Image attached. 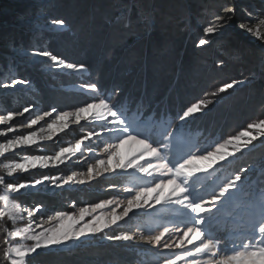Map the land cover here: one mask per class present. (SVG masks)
I'll return each mask as SVG.
<instances>
[{"label":"snow or ice","instance_id":"1","mask_svg":"<svg viewBox=\"0 0 264 264\" xmlns=\"http://www.w3.org/2000/svg\"><path fill=\"white\" fill-rule=\"evenodd\" d=\"M238 14L242 20L255 23L242 22L237 27L264 42V0L259 9L226 0L202 28L203 35L196 46L203 48L214 43L213 38L223 35ZM142 23L148 27L153 21L145 16ZM124 26L130 29L132 21L125 20ZM39 27L34 22L30 24V38H36L34 29ZM43 27L57 33L70 30L64 18L47 20ZM16 54L27 57L40 66L38 70L50 76L70 71L79 77L89 70V65L69 62L44 47L21 48ZM223 64L219 60L217 67L222 68ZM240 83L232 80L206 91L204 98L186 105L171 119L167 109L154 104L147 93L132 96L122 87L103 89L96 82L80 84L81 91L91 99L72 110L52 107L34 112L38 105L32 103L20 111L0 114V125L7 126L0 130V137L14 134L0 142V157L17 149L38 148L43 141H54L70 123L80 125L83 121L92 125V130L52 154L24 155L20 162L0 165L6 173L0 175V220L5 222L0 264H29L31 258L42 252L58 251L95 238L149 245L160 252L159 264H264V177L254 189L252 178L247 175L252 171L250 167H240L231 173L222 171L223 162L230 164V158L237 153L250 151L254 141L264 143V119L249 123L238 135L204 149L192 143L187 127L190 118L206 114L222 98L220 94L230 93ZM30 84L25 78L0 80V90ZM122 95L125 101L116 99ZM26 113L29 115L25 116ZM17 117L24 120L14 124ZM46 117L51 118L50 122ZM24 127L31 130L16 134L18 128ZM94 137L100 142L97 146L102 145L101 153L92 147ZM125 145L129 146L126 155L122 152ZM86 153H92L94 160L87 164L86 172L44 174L19 183L11 180L14 174L30 169H58L69 161L79 163L87 159ZM130 170L140 174V183L123 189L127 193L125 201L115 197L105 199L80 207L78 212L56 211L47 215L46 220L43 205L23 207L17 202L38 186L83 185L105 174ZM104 209L108 211H99ZM133 217L140 219L132 231L119 230L121 223L127 224ZM221 221L242 233L233 241L230 252L222 250L223 238L217 235ZM20 222L25 225L18 227Z\"/></svg>","mask_w":264,"mask_h":264},{"label":"rangeland","instance_id":"2","mask_svg":"<svg viewBox=\"0 0 264 264\" xmlns=\"http://www.w3.org/2000/svg\"><path fill=\"white\" fill-rule=\"evenodd\" d=\"M45 1L46 0H0V34L5 37L2 38L0 36V80L7 81L13 78H25L31 81L29 87H22L20 85H17L16 89L14 90H0V114H4L7 111H20L24 106L32 103L38 105V109L33 110L34 112L37 110L47 111L52 107H56L61 111L72 110L78 106L83 105L91 99V97L84 94L80 88V84L83 82H94L90 69L87 73L80 74L79 77L70 71L50 76L47 72L38 70L40 66L32 63L27 57L18 56L16 54L18 49L31 48L33 46L44 47L52 51L54 54L65 57L69 62H82L86 64L87 62H84L83 60L69 57L68 54L63 53V50H57V47L53 46V44L51 46L49 43H47V40H51L49 42L52 43V35L59 34L60 36H66V34H68V31L75 27L74 32L76 31L79 37L81 33L84 34L83 38H81L83 44L87 43L86 41H90L92 43L93 52L98 54L100 52L105 53L101 48L102 46L104 47V45L106 44V40L109 39L106 37V34L109 31L111 33L110 38H117L119 34H121L120 32L123 27L118 29V27L115 28V26H111L107 29L101 30L100 20L96 19L97 22L94 21L93 24V19H89L92 15L90 11L85 10V6H81L79 3H77V5L76 3H69L68 0H57L56 6H58V11H56L55 8L48 7L51 3L48 4L47 7L43 8L44 12L43 9L40 10L37 8L34 10L30 8L34 3H43ZM128 1L133 2V0ZM198 1L201 0H196L194 4L197 5ZM216 1L218 0H214V2ZM219 1L220 2L217 6V9L215 11L213 10L212 14H210L211 12H208L209 16L207 18L205 17L206 21L202 23L201 20L197 19L194 26L195 28H193L194 34L192 35V40L189 43V48H192L190 51H188L189 55L194 57V61L192 63H195L196 66L197 64H199L200 66L205 65L202 60L203 53H205V51H207L209 48L213 49L212 46L214 45L217 48H220L223 43L226 44V42L230 39V35L226 34L225 30L223 35L213 38L215 41L214 43L206 45L204 46V48H196L197 41L203 35L202 28L206 26L208 21L218 11L220 6L226 2V0ZM232 2L240 6L251 5L254 9H259L262 4V0H232ZM15 5H19V7L22 9L19 10V8H16ZM117 6L120 7L118 11L123 10L124 12L128 11L130 7L129 4L127 6L124 1H120ZM77 7H81V11L78 10L75 12H84L82 16H76L75 12H73L74 8ZM124 12H120V15H124ZM45 13H47L46 16L43 15ZM21 17H23V19H21ZM73 17L75 18L73 23H71L69 20ZM181 17L182 18L180 20L182 21L185 16ZM53 18H64L65 20H67L70 25V30L58 33L47 31V29L43 27V25L47 20ZM118 18L119 15L115 20H117ZM33 22L40 26L38 29H34V31H36V38H30L29 26ZM242 22L255 23V21L242 20L238 14L237 18H235L234 23H232L229 27L238 28L237 25ZM162 25L161 27H166L167 29L169 28V25H167L166 22ZM243 33L246 38L247 45H249V50L247 51H250L252 49L254 51V49L256 50L258 47H260V49L264 51V42L250 34H247L245 32ZM70 34L69 37L74 38L72 33ZM44 39L47 40L43 42ZM228 46L229 45L227 44L226 47ZM159 48L160 47L158 43L149 46L151 60L153 61L151 63L152 65H154V62L157 63V59H154V57L158 58V60H160L159 58H162V52L166 47L161 49ZM228 48L232 50L234 49V47L231 46H229ZM142 50H144L143 47L141 51ZM241 50L244 53L246 52L245 47H242ZM138 51H140V49ZM233 54H235V52H230L229 55L226 51L223 50L220 55L224 58L220 57L213 60V62L215 61V68L217 67L218 60H223V68L220 67L217 70H213L212 63L206 70L204 69L206 66L201 67V70H199V77L200 75L201 77L197 79V82L195 84L201 86L202 83L200 82V80L204 78L205 82L209 83V86L212 85V88L208 89L207 91L215 90L218 86H222L224 83H226L224 82V79L221 78V69H223V71H226V68H228L227 70L230 71H227V73L229 72L234 73L235 75H239L231 78L230 76L232 74L230 75L228 73L227 75L229 76L227 77L229 78V82H231L232 80H238L243 83L244 81H247V79L254 78V74L249 75L251 71H247L249 70L248 65H250L251 67V64L249 63L251 61L248 57V54L245 58L241 59V61L238 62H235L231 59V56ZM230 64H232V66H230ZM262 64H264V56ZM262 73L263 75L257 77H260V82H256L257 80H255L250 85L238 90L237 93H234V98H232L233 93L231 95L230 93L231 91L238 89V86L241 83L236 88L230 90V93L220 94L222 98L219 99H229L226 106H220L221 109L219 108V112L221 114V124H225L228 121V126L230 127V130L228 132L225 130L226 134H224V138L238 135L241 131L245 130L247 124L256 122L260 119H264V69H262ZM215 77H217L218 80L213 79ZM191 81H189V84L191 83ZM215 81H219V83L214 84ZM198 89L199 88H195V92ZM205 92L206 88L201 91L199 98H204ZM75 95H77L80 99L75 98ZM194 98L193 102L197 100ZM219 101L220 100H218V102ZM212 106L213 105H211L210 107ZM28 115V113L25 114V116ZM54 116L55 113H53V117ZM50 119L51 118L49 117L45 118V120L49 122ZM22 120H24V117H17L16 120L13 121V123L18 124V122ZM41 123L43 124L44 122L42 121ZM6 127V125H0V130L5 129ZM30 130L31 129H28L26 127L18 128V132L16 134H26ZM89 130H92V125L85 124L83 121L80 125L70 123L69 128L66 129L63 133H59L58 136L54 138V141H43L38 148L36 146H33L32 148L17 149L15 153H7L4 157H0V165H3L5 163L20 162L24 155L52 154L54 151L58 150V147L67 146L69 143L75 142L76 139H79L81 136L85 135ZM13 135V133H9L8 137H0V142H4L7 138H10ZM85 143L88 144L89 141H86ZM99 144L100 142L94 137L92 147L95 148L97 153H101L102 145L98 147L97 145ZM207 147L200 148L204 149ZM253 150H255V152H253ZM128 151L129 146L125 145V147L122 149V152L126 155ZM257 153H264V143H261L259 140L254 141V146L250 151L245 150L243 153H237V156L235 158H230L231 163L238 160L243 155H248L247 157H249V160H252L253 154ZM86 157L87 159L79 163H73L72 161H69L66 165H61L58 169L37 168L30 169L28 172L24 173H16L13 175L11 180L12 182L19 183L23 181H30L44 174L56 175L58 173H63L64 175H69L73 171L86 172L87 164L94 163V160L91 159L92 153H86ZM75 159L76 158H74V160ZM223 163L227 164L228 162L225 161ZM5 174L6 173L3 167H0V175ZM124 177H130L131 181L129 182L127 180V182H124ZM138 183H140V174L134 173L131 170L128 173H121L118 171L116 173L105 174V176L99 177L96 180L83 185H65L63 188H50L47 184L43 187L38 186L35 190L30 189L27 193L21 196L17 202L21 203L23 207L43 205L42 211L45 213L43 219L46 220L47 215L53 214L56 211L78 212L80 207L98 203L105 199H112L115 197L118 201H125L127 193H125L123 189L126 186ZM111 185H115V187H111ZM73 201L75 202V207H72ZM99 211L106 212L108 211V209ZM36 215L39 217L40 213H37ZM142 215L143 214H141V217ZM139 219L140 218L138 217H133L127 224L121 223L119 230L132 231L134 226L139 222ZM54 223L55 222H53V224ZM24 225L25 222H20L17 226L23 227ZM4 226L5 222L3 220H0V261H2L3 259L2 241L4 239ZM8 226H10V224ZM45 226H47V224ZM33 227H35V225H33ZM217 227L219 228L217 235H220L223 238V243L221 245L222 250L224 252H230L233 241L237 240V238L240 237L242 233L238 229H232L230 226L225 225L223 221H221L217 225ZM108 234H111V232L109 231ZM19 242L22 244L31 243V241ZM118 247L125 248L122 251ZM108 248L117 249L118 252L121 251L123 261H118V259L113 254H110ZM99 249H101L102 253L98 252ZM103 249L105 250V252ZM128 250L134 251L133 258H131V254L128 253ZM102 259L106 263L102 262ZM160 259L161 256L158 250L153 249L151 246L143 243L133 245L130 243L125 244L124 242H109L106 239L95 238L91 240H85L81 243L69 244L67 247H61L58 251L54 250L52 252H42L40 255H36L30 260L35 264H100V261L104 264H159Z\"/></svg>","mask_w":264,"mask_h":264},{"label":"trees","instance_id":"3","mask_svg":"<svg viewBox=\"0 0 264 264\" xmlns=\"http://www.w3.org/2000/svg\"><path fill=\"white\" fill-rule=\"evenodd\" d=\"M68 1L69 3H79L81 6H85L84 9L90 11L92 14L89 19H93V24L94 21L97 22L96 19L100 20L101 30L111 26H115V28L118 27V29L123 27L120 32L121 34H119L117 38H110L111 33L109 31L106 37L110 40L107 39L106 44L101 48L105 53L100 52L98 54L93 52L92 43L90 41H86L87 43L83 44L81 38H83L84 34L81 33L79 37L78 33L76 31L74 32L75 27L68 31L66 36H60L59 34L52 35V43L49 42L51 41L49 39H44L43 42L47 40V43L51 46L52 44L56 46L57 50H63V53L68 54L69 57L87 62L86 64L89 65V69L92 72L93 81L103 89L110 90L113 87L119 86L124 89L125 93H130L132 96H139L141 93H147L154 104L159 105L161 109H167L169 119L173 118L174 114L180 112L186 105L192 103L194 97V99H199L200 93L204 88H206V91L212 88V85L209 86V83H206L204 78L200 80L202 83L201 86L195 83L197 79L201 77V75L199 77V70H201V67L206 66L204 68L206 70L212 63L213 70L220 68L214 67L215 61L213 62V60L220 57L224 58L220 55L223 50L229 55L230 52H235V54L231 56V59L235 62L241 61V59L245 58L248 54L251 67L248 65L249 70L247 71H251L249 75L254 74V78L247 79V81H244L238 86V89L231 91L230 95L233 93L232 98L235 97L234 93L250 85L253 81L257 80L256 82H260V77H257L263 75L262 69H264V64H262V60L264 51L260 49V47H256L257 49H254V51L253 49L247 51L249 50V45H247L243 31L235 27H229V30L228 28L226 29L225 33L230 35V39L226 44L223 43L220 48L211 45L213 49L209 48L203 53L202 60L205 65L200 66L197 64L196 66L195 63H192L194 57L189 55V51L192 48H189V43L194 34L193 28H195L196 20L199 19L202 23L205 22V17L207 18L209 16L208 12L212 14L213 10L215 11L217 9L220 2L219 0L216 2H214V0L213 2L212 0H201L198 1L197 5L194 4L196 0H133L134 3L128 0ZM120 1H124L127 6L129 4L130 7L128 11H118L120 7L117 5ZM56 2L57 0H46L43 3H34L30 8L34 10L38 8L41 10L51 3L48 7L55 8V10L58 11ZM15 7L19 8V10L22 9L19 5H15ZM78 10L81 11V7L74 8L73 12ZM120 12H124V15H120ZM83 13L84 12H75V15L82 16ZM46 14L47 13L43 15L46 16ZM118 15L119 19L115 20ZM145 16H150L153 21L148 27H145L142 23V17ZM181 16H185L182 21L180 20L182 18ZM74 18L75 17L71 18L69 21L73 23ZM125 20L132 21L130 29L125 28ZM165 22L169 25L168 27L170 29L161 27ZM70 33H72L74 38L69 37ZM0 36L5 38L1 34ZM155 43H158L159 49L165 47L167 49L165 48L166 50H163L162 58H159L160 60L154 57V59H157V63L154 62V65H152L151 63L153 61L151 60L149 46ZM227 44L234 47V49L228 48L229 46L226 47ZM142 47L144 50L141 51ZM242 47L246 48L245 53L241 50ZM196 48L198 49V47ZM139 49L140 51H138ZM230 66H232V64H230ZM227 69L228 68H226V71L221 69V78L224 79V82H229V78L227 77L229 75L227 74L230 71ZM227 71L229 72L227 73ZM229 74H232L230 76L231 78L239 76L234 73ZM213 79L218 80L217 77ZM189 81H191L190 84ZM218 83L219 81L214 82V84ZM195 88L199 89L195 92ZM75 98L78 99L79 97L75 95ZM116 99L125 101L126 97L122 95ZM219 100L220 101L214 104L211 110L206 114L197 115L189 120L187 127L193 144L200 147H211L217 142L222 141L224 134H226L225 132L230 130L228 121L225 124H221V114L219 112V108L221 109L220 106H226L229 99L225 98ZM253 152H255V150H253ZM247 156L248 155H243L238 160L230 164H225V169H222V171L231 173L237 171L240 167H250L252 171L247 175L252 178L253 187L255 189L262 182V177H264V153L253 154L252 160H249ZM123 180L124 182H127V180L129 182L131 181L130 177H124ZM109 248L110 254H113L118 261L122 262L123 258L121 251L118 252L117 249L111 248V250ZM124 248L125 247L119 249L123 251ZM98 252L102 253L101 249H99ZM133 252V250H128V253L131 254V258H133ZM102 262H104L103 259ZM102 262L100 261V264L106 263ZM29 264L35 263L30 260Z\"/></svg>","mask_w":264,"mask_h":264}]
</instances>
